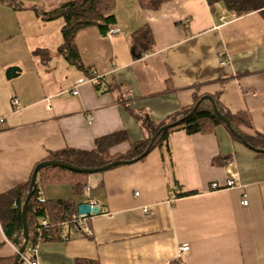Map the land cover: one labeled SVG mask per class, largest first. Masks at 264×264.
<instances>
[{"label": "crops", "instance_id": "obj_1", "mask_svg": "<svg viewBox=\"0 0 264 264\" xmlns=\"http://www.w3.org/2000/svg\"><path fill=\"white\" fill-rule=\"evenodd\" d=\"M15 1L17 8L0 2V195L27 182L52 152L94 150L97 139L125 132L129 142L110 152L127 153L148 137L143 121L169 122L196 93L218 96L232 114H249L253 128L244 132L264 134L260 12L234 16L207 0L151 11L139 0H118L117 34L96 27L77 33L81 70L59 52L63 19L47 21L33 10L48 12L68 0ZM144 25L154 51L134 59L130 37ZM12 67L20 72L8 79ZM168 143L170 152L155 148L140 161L90 175L89 196L75 194L68 182L39 185L44 199L100 207L87 219L93 236L63 224L71 239L41 243L39 264H264V155L222 124L206 134L173 132ZM232 176L236 184L226 188ZM16 254L0 221V258Z\"/></svg>", "mask_w": 264, "mask_h": 264}, {"label": "trees", "instance_id": "obj_2", "mask_svg": "<svg viewBox=\"0 0 264 264\" xmlns=\"http://www.w3.org/2000/svg\"><path fill=\"white\" fill-rule=\"evenodd\" d=\"M118 0H68L59 4L48 12H43L35 6L33 10L44 20L50 21L62 18L64 21L61 34L63 44L59 52L77 68L83 70L85 67L81 63L79 52L75 46V37L77 33L89 27H96L102 35H106L108 31L116 26V17L114 14L115 6ZM176 0H139L143 9L158 11L165 3L174 2ZM0 2L17 8L19 6L15 0H0ZM211 8L217 4H223L225 8L234 13L236 16L246 15L252 12H260L264 16V0H207ZM131 51L134 59H141L146 54L154 51V38L152 31L148 25H144L130 37ZM37 53H42L38 51ZM100 83H97L99 87ZM106 90L111 91L112 88L106 85ZM204 95L195 94L193 105L183 109L181 112L170 118L169 122L156 124L152 121H143L148 137L138 143H131L130 149L125 154L112 155L110 149L124 142H129L128 135L125 132L113 133L96 140V148L94 150H80L67 148L57 152H52L47 160L63 161L81 168H99L117 160H132L148 148L151 142L153 145L151 150L155 148L165 147L167 152L169 149V137L173 132L183 130L189 135L206 134L215 130L218 125H225L215 115L213 106L209 100L203 99ZM216 102L219 111L225 115L231 123L232 128L240 134L253 147L252 150L264 155V134L257 133L250 136L244 132L243 127L253 128L251 117L247 113L232 114L226 111L220 104L218 96L212 97ZM201 101L195 113L184 120L176 127L167 129L158 134L159 129L167 124L180 120L192 112L196 104ZM230 132V130H229ZM231 133V132H230ZM232 134V133H231ZM233 138L240 141L232 134ZM241 142V141H240ZM85 174L73 172L61 167H44L39 171L37 178V188L29 202L27 211V225L29 228V242L25 250V254H29L31 249L39 244L49 241L63 240V224L72 221L73 216L77 213V204L72 199L63 200H47L41 197L39 185L44 183L68 182L73 188V192L77 195L84 194L89 176ZM31 178L12 190L0 195V221L7 238L19 249L24 244L23 235V204L29 193ZM190 193L179 194L180 196L189 195ZM17 202V208H13V201ZM42 219H47L50 227L43 229L42 234L35 232L40 225ZM71 227L75 224L71 223ZM79 230V229H78ZM15 257L0 258V264H13ZM19 264H24L20 260ZM76 264H98L92 261H78Z\"/></svg>", "mask_w": 264, "mask_h": 264}, {"label": "water", "instance_id": "obj_3", "mask_svg": "<svg viewBox=\"0 0 264 264\" xmlns=\"http://www.w3.org/2000/svg\"><path fill=\"white\" fill-rule=\"evenodd\" d=\"M19 72H20L19 68L12 67L7 71V78L13 79L18 75ZM203 99L209 100L211 102L213 109H214V112H215V115L217 116L218 119H220L225 124V126L230 130V132L234 136H236V138H238L245 146H247L250 149H253V147H251V145H249V143L232 128L230 120L219 111L214 99L211 96H204ZM200 103H201V101H199L196 104V106L193 108L192 112L189 113L187 116L181 118L180 120L172 122L170 124L162 126L159 129L157 135L162 133L163 131H165L167 129L176 127L177 125L182 123L184 120L191 117L195 113V111L197 110ZM152 145H153V142L150 143V145L143 152V154H141L140 156H138L132 160H117V161L111 162L105 166H102L99 168H94V169L81 168V167L74 166L72 164H69V163H66L63 161H57V160H47V161L39 163L33 171L29 193L27 195V198H26V200L23 204V208H22L23 225H24V229H23L24 244L18 249V252L16 254V257H15L13 264H19V262L21 260V255L25 253V250H26L28 242H29L30 233H29V228L27 225V211H28V206H29V202L31 200V197L33 196L35 189L37 188V178H38L39 171L42 168H44V167H61V168L66 169V170H70L73 172H79V173H85V174L102 173V172H105L111 168L117 167L119 165L132 164V163H135L137 161H140L141 159L145 158L150 153ZM262 152H264V150H262ZM99 212H100L99 206H92L88 202L81 203L77 206V213L79 215H82V216H90V215L93 216V215L99 214Z\"/></svg>", "mask_w": 264, "mask_h": 264}, {"label": "built area", "instance_id": "obj_4", "mask_svg": "<svg viewBox=\"0 0 264 264\" xmlns=\"http://www.w3.org/2000/svg\"><path fill=\"white\" fill-rule=\"evenodd\" d=\"M234 16H235V14H234ZM117 33H118V31L113 28L110 31H108L106 35L111 37ZM77 93L78 92H76V91L73 92V94H75V95ZM12 104H13V106L18 105L17 98H13ZM235 184H236V178L234 176H232L229 180H227L225 187L230 188V187L235 186ZM212 188L213 189H221V187L217 183H214L212 185ZM90 192H91V187L89 185H87L86 189H85V194L87 196H89ZM136 195H138V193H136ZM88 203H90L92 206H98V204L95 201H89ZM243 204H245V205L248 204L246 195L244 196ZM17 206H18L17 202L15 201L13 207L17 208ZM145 212H147V211H145ZM90 216H92V215H90ZM90 216H82V215H79L78 213H76L73 216L71 223L75 224V227H77V229L86 231V234L88 236H93V229L91 228L90 224L87 221L88 217H90ZM71 223L66 222L64 224L70 225ZM49 227H50V225H49V222L47 221V219H42L40 222V225L36 228L35 232L37 234L41 235L43 232V229H48ZM63 238L65 241H69L71 239L69 234H64V233H63ZM39 245L37 247L32 248L29 254L24 253L21 255V260L23 261L24 264H39V260H38V247H39ZM188 250H189V244H184L181 248L182 252H186ZM17 252H18V248H17Z\"/></svg>", "mask_w": 264, "mask_h": 264}, {"label": "rangeland", "instance_id": "obj_5", "mask_svg": "<svg viewBox=\"0 0 264 264\" xmlns=\"http://www.w3.org/2000/svg\"><path fill=\"white\" fill-rule=\"evenodd\" d=\"M25 1V3H27V4H30L33 0H24ZM41 1H43V3L47 6V5H49V4H52L55 0H41ZM36 3L37 2H39V0H37V1H35ZM58 20V19H57ZM59 20H62L61 18L59 19ZM62 42H60V44H61ZM60 46H62V45H60ZM38 52V51H37ZM36 52V53H37ZM37 54H40V53H37ZM59 54V52H57V54H56V52H52L51 51V56H52V58H53V56H57ZM59 56V55H58ZM33 59H34V57H33ZM92 175H94V174H92Z\"/></svg>", "mask_w": 264, "mask_h": 264}]
</instances>
